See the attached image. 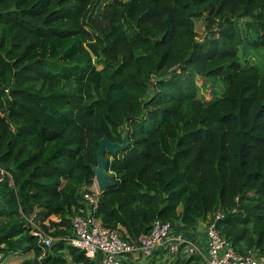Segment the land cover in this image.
<instances>
[{
	"label": "trees",
	"instance_id": "trees-1",
	"mask_svg": "<svg viewBox=\"0 0 264 264\" xmlns=\"http://www.w3.org/2000/svg\"><path fill=\"white\" fill-rule=\"evenodd\" d=\"M250 48H264V0H0L1 258L98 264L66 239L88 216L99 142L126 133L106 156L105 228L135 243L158 219L175 231L222 212L234 250L264 256V68L242 63ZM210 78L221 97L200 96Z\"/></svg>",
	"mask_w": 264,
	"mask_h": 264
},
{
	"label": "built area",
	"instance_id": "built-area-1",
	"mask_svg": "<svg viewBox=\"0 0 264 264\" xmlns=\"http://www.w3.org/2000/svg\"><path fill=\"white\" fill-rule=\"evenodd\" d=\"M7 174L0 169V180ZM102 190L96 179L93 184L82 192L83 202L88 207V216H77L73 221L74 236L67 238V242L85 255L97 260L98 264H126L135 259L149 258L162 249L171 258L179 254L186 257L199 255L205 264H264V256L250 251L245 255L237 253L232 244L224 239L219 230L218 222L224 219V214H214L206 224L207 242L200 245L196 240L176 233L170 221L156 220L152 230L142 235L137 242L124 240L116 231L105 228L95 216ZM32 233L39 237L45 248H51L55 239L44 229L30 221Z\"/></svg>",
	"mask_w": 264,
	"mask_h": 264
},
{
	"label": "rangeland",
	"instance_id": "rangeland-1",
	"mask_svg": "<svg viewBox=\"0 0 264 264\" xmlns=\"http://www.w3.org/2000/svg\"><path fill=\"white\" fill-rule=\"evenodd\" d=\"M103 8L104 7H102L100 11H102ZM195 28H196V32L198 33L199 41H202L207 35L204 19H198L196 21ZM240 56H241L243 64L250 62L252 65H259L264 68V48H260V49L250 48L247 50L246 54H244V51L242 50V53H240ZM98 67L99 69L101 68V66H98ZM207 80L208 81L206 82V86L200 87L199 89L200 96L205 97L206 99L221 97V95L223 94L225 90V86L223 82L216 78H210ZM203 83H204V79L198 80V85L202 86ZM4 114H5L4 110H1L0 115L3 116ZM53 219L57 220V217L53 216ZM175 231L178 233H181L178 230H175ZM204 241L207 242V235ZM200 243L202 245L203 241H200ZM172 258L173 257L171 256V258H169L167 262L162 263V264H173ZM133 261H134V264H151L148 258H142V259L137 260L135 259V257H133ZM20 262H21V257L19 256L13 255L6 259L1 258L0 256V264H19ZM155 264H160V262L159 263L156 262Z\"/></svg>",
	"mask_w": 264,
	"mask_h": 264
},
{
	"label": "water",
	"instance_id": "water-1",
	"mask_svg": "<svg viewBox=\"0 0 264 264\" xmlns=\"http://www.w3.org/2000/svg\"><path fill=\"white\" fill-rule=\"evenodd\" d=\"M128 134L126 133L123 139V143H112L107 137H104L99 142V148L97 151V165H93L92 169L95 174L96 182L101 190H107L114 186L112 176L109 172V161L107 155H114L117 152L125 151L127 145Z\"/></svg>",
	"mask_w": 264,
	"mask_h": 264
},
{
	"label": "crops",
	"instance_id": "crops-1",
	"mask_svg": "<svg viewBox=\"0 0 264 264\" xmlns=\"http://www.w3.org/2000/svg\"><path fill=\"white\" fill-rule=\"evenodd\" d=\"M178 231H180L182 234L191 235L193 238L196 239V241L200 245H201L200 241H203L202 245H204L206 243V241H204L205 240V237L207 235V233H206V224L205 223H201L197 227L188 228V229L184 228L183 226H180V228L178 229ZM164 251L165 250L160 249V250H158L157 252L154 253L155 256H153V258H155V260H156L157 263H159V262H160V264L165 263L170 258L168 256V254H163Z\"/></svg>",
	"mask_w": 264,
	"mask_h": 264
}]
</instances>
